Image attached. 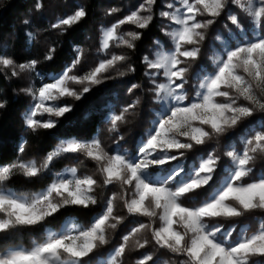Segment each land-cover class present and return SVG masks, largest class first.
Masks as SVG:
<instances>
[{
  "label": "snow or ice",
  "instance_id": "snow-or-ice-1",
  "mask_svg": "<svg viewBox=\"0 0 264 264\" xmlns=\"http://www.w3.org/2000/svg\"><path fill=\"white\" fill-rule=\"evenodd\" d=\"M154 6L160 7L163 38L155 39L151 52L141 58L155 104L150 127L131 152L123 147L120 125L140 106L137 96L119 113L109 100L100 106L109 132L115 134L111 150L98 136H71L38 161L22 158L27 141L21 140L20 155L0 160V236L17 229L46 230L66 210L101 205L98 188L119 186V193L106 196L87 225L68 216L58 230L46 231L30 247L0 251V264H123L130 242L139 252L135 264H160L152 251L140 252L151 248L166 250L173 257L171 264H264V169L255 167L258 156L264 158V0H159V5L158 0H144L111 26H102L98 51L106 58L83 75L79 66L85 52L79 47L57 74L41 69L39 59L18 62L2 50L0 70L9 79L32 76L33 82L20 89L31 101L24 125L33 133L51 132L73 111V105L61 100L80 101L106 81L137 71L128 55L109 54L110 47L136 50L144 30L156 22ZM34 7L42 10L44 0H35ZM118 11L110 8L106 14ZM87 16V8L78 5L51 28L64 34ZM221 22L223 27L215 28ZM127 24L137 30L120 32ZM214 28L208 62L197 64ZM27 38L34 36L28 33ZM56 51L50 47L44 61H53ZM140 87L133 83L127 91ZM7 105L0 98V110ZM236 129L240 146H233L230 138L222 153L226 159L213 149L196 154L189 163L188 153L197 146ZM80 156L93 162L102 181L81 175L77 166L54 171L59 159ZM45 175L51 176V183L31 195L9 186L18 176L35 181ZM117 200L126 215L117 213ZM253 214H260L255 228L244 221L257 219ZM128 222L135 226L121 232ZM105 246H110L106 256H97Z\"/></svg>",
  "mask_w": 264,
  "mask_h": 264
},
{
  "label": "trees",
  "instance_id": "trees-1",
  "mask_svg": "<svg viewBox=\"0 0 264 264\" xmlns=\"http://www.w3.org/2000/svg\"><path fill=\"white\" fill-rule=\"evenodd\" d=\"M105 3H107L106 0H83V5L88 10L87 18L79 25L73 26L67 33L62 34L54 44L57 50L54 60L44 61L43 56L47 51L42 40H29L27 38V31H33L34 24L28 23L26 25L24 23L26 16L34 8L35 0H0V50L17 58L18 62L39 59L41 69L49 74H57L74 59L75 48H82L86 45L89 31L100 19V8ZM112 3L115 4V1ZM46 13L50 14V11L48 10ZM157 38L163 37L162 33L159 32V24L156 19V22L148 30H144L142 39L137 41L136 50L131 51L132 64L137 67V71L129 74V77L140 84L142 90H144L146 81L141 58L147 47ZM205 55L204 52L203 59H205ZM19 90L20 83L9 79L3 74V70H0V98L8 101L7 107L0 110V160L4 162L14 160L17 155H20L17 146L21 140L27 141L22 158L39 161L53 150L61 139L71 136L91 139L95 135H101L107 121L103 118L100 106L105 100L112 103L116 94L113 85L107 83L82 100L77 101L73 111L66 114L65 118H61L56 129L51 130V132L41 129L39 132L33 133L24 125V115L29 106V99ZM138 121L142 123V116L137 119V124ZM70 164L77 165L80 173H83L87 167L85 163L80 162V158L68 157L59 159L54 171H60ZM51 179V176L45 175L35 181H27L18 176L11 181L9 186L20 194L31 195L50 184ZM104 193H106L105 189L99 195L101 205L93 206L92 209L88 210H66L46 230L17 229L12 233L0 236V251L10 246H26L30 245L33 240H41L47 230H58L68 216L80 224L87 225L92 217L101 210Z\"/></svg>",
  "mask_w": 264,
  "mask_h": 264
},
{
  "label": "rangeland",
  "instance_id": "rangeland-1",
  "mask_svg": "<svg viewBox=\"0 0 264 264\" xmlns=\"http://www.w3.org/2000/svg\"><path fill=\"white\" fill-rule=\"evenodd\" d=\"M113 1H115V4L112 3ZM113 1L106 0L107 3L103 4L102 7L100 8V15H101L100 19L97 21L95 26L91 27L89 31V34L87 37V43L84 47H82L85 52V58L82 62V65L79 66L80 75H83L85 72L90 71L95 66H97V64L99 63L101 59L106 58L103 53L98 51L100 47L102 26H111V24L115 23L118 19H122L125 15L129 14L131 11L136 10L139 7V5L144 2V0H113ZM44 4H45V7L42 10H36L34 7L32 9V12L28 16H26V19L29 21V24L31 23L34 24V30L33 31L28 30L27 33H32V35L34 36V40L35 39L37 41L42 40L45 46V49L47 51L50 47H54L56 40L60 38V36L62 35L59 29H53L51 28V25L55 23L56 20L58 18H61L63 15L71 14V12L75 9L76 6L83 5V0H44ZM158 5H159V0H158ZM110 8H117L119 9V11L112 15H107L106 13L108 9ZM48 10L50 11V14L46 13ZM159 10H160L159 6H154V11L157 13L156 19L158 20V24H159V17H158ZM221 27H223V22L215 26V28H221ZM215 28L209 30L208 40L206 41L204 51L202 52V55L204 54V52L206 53L205 59H203V56L201 55V59L200 61L197 62V64L208 62V59L211 55V52L209 51L208 46L211 45L213 41V37L215 35ZM136 30L137 29L135 28L134 25L127 24V25L121 26L119 31L122 33H126L128 31H136ZM151 50H152V44L147 47L145 54L151 52ZM131 51L132 50H129L126 47H123V46L116 47L113 45L110 47L109 54H111V52H115L116 54L128 55L130 57V60L128 62L133 63ZM197 64H193L190 71L194 72L197 68ZM125 68H126V65L120 66L121 71L125 70ZM11 80L19 82L20 89L27 87L30 82H33L32 76L28 73L22 74L20 78L13 77L11 78ZM120 80H122V82H119ZM145 81H146V78H145ZM107 83L113 85V87L115 88V92H116V94L114 95L115 99L113 100L111 104L115 105V111L117 113H119V111L124 105L130 103L137 96L141 98L140 106L127 115V123L120 125V134H122L125 137V141L122 142L123 147L128 149L131 152L133 150L134 142H136L138 138L150 127V122H151L152 114H153V108L155 107V104L153 103L152 98H151L152 94L151 92L148 91V87L150 86L146 85V82H145L144 90L139 88V89L134 90V92L130 94L127 91V89L131 87V84L133 83L137 84V83L132 78L129 77V74L124 77L117 78L116 80L106 81V84ZM74 87H79V86L74 85ZM94 90H97V89H94ZM89 94H86V96ZM28 99H29V104H30L31 103L30 98L28 97ZM60 103L71 104L73 105V109H74L77 101L71 98H65L61 100ZM140 116H142V123L138 121L139 123L137 124L136 123L137 119H140ZM44 118H47V117L45 116ZM108 129H109V124L106 123V125L103 127V131L101 135H95V136H98L101 139L102 143L105 145V147L111 150L114 147L113 138L115 134L109 132ZM230 138H231L232 145L239 147L240 146L239 144L240 129L233 130L232 132L226 134L224 137H220L218 139L214 138L213 140L209 141L207 145L197 146L193 152L188 153L189 163H191V159L196 154L203 153V152H210L213 149L216 150L217 155L222 156V153L226 149V145L228 144ZM79 158H80V162L85 163L87 166L84 169L83 173H80V174L81 175L83 174L94 175L98 180L102 181V178L97 173L93 162L85 159L83 156H80ZM222 159H226V158L222 156ZM67 166H77V165L70 164ZM255 167L257 168V170L264 169V158H261L258 156L255 162ZM103 190H104L103 188L97 189L96 195H97L98 200H99V195ZM119 191H120L119 186H109V190H106V193H104V198L106 196H111L112 192L119 193ZM116 206H117L118 214L126 215V210L122 208V204L120 203L119 200H117ZM253 215L257 217V219H253L251 217H245L244 221L247 222L253 228H255L258 226V217L260 214H253ZM133 219L134 218H129L130 221H132ZM134 226H135L134 223L128 222L124 226H122L120 231L126 233ZM43 238L44 236L41 238V240ZM113 242L114 243L118 242V237L114 239ZM31 244H32V241H31ZM31 244L26 245V246L25 245H20V246L30 247ZM10 247H13V246H10ZM109 248L110 246H105L103 248L98 249L96 255L106 256ZM144 251H152L155 254V256L159 258L160 264H164L165 261H168L169 264H171V261L173 260V257L171 256V254L167 253L166 250H157L155 248H151L148 250H140V252H144ZM138 256H139V252L134 248L133 244L130 242L129 249L123 258V264H135V261L138 258Z\"/></svg>",
  "mask_w": 264,
  "mask_h": 264
}]
</instances>
